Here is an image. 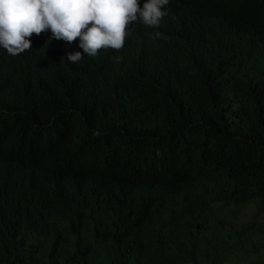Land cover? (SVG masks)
<instances>
[{"label":"trees","instance_id":"obj_1","mask_svg":"<svg viewBox=\"0 0 264 264\" xmlns=\"http://www.w3.org/2000/svg\"><path fill=\"white\" fill-rule=\"evenodd\" d=\"M167 11L76 64L0 49V264H224L215 205L264 217V0Z\"/></svg>","mask_w":264,"mask_h":264},{"label":"clouds","instance_id":"obj_2","mask_svg":"<svg viewBox=\"0 0 264 264\" xmlns=\"http://www.w3.org/2000/svg\"><path fill=\"white\" fill-rule=\"evenodd\" d=\"M170 0H0V49L10 56L32 51L31 37L50 31V40L79 41L81 52L66 54L67 62L79 63L99 52L122 51L129 29L139 23L159 28L169 15ZM151 40H168L155 31ZM115 63L120 56L111 58ZM64 60V58H61Z\"/></svg>","mask_w":264,"mask_h":264},{"label":"rangeland","instance_id":"obj_3","mask_svg":"<svg viewBox=\"0 0 264 264\" xmlns=\"http://www.w3.org/2000/svg\"><path fill=\"white\" fill-rule=\"evenodd\" d=\"M213 216L218 223L210 226L208 238L223 233L228 235L222 237L223 239L230 243L236 241L231 253H223L229 257V261L224 264H264V217L258 212L256 203L242 206L216 204ZM89 240L96 246L100 243L92 237H89Z\"/></svg>","mask_w":264,"mask_h":264}]
</instances>
